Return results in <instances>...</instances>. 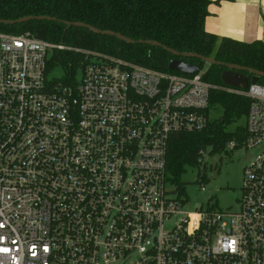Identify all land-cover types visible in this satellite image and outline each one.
<instances>
[{
  "label": "built area",
  "instance_id": "1",
  "mask_svg": "<svg viewBox=\"0 0 264 264\" xmlns=\"http://www.w3.org/2000/svg\"><path fill=\"white\" fill-rule=\"evenodd\" d=\"M80 53L73 85L47 73ZM0 31V264H264V85L212 84ZM248 97L237 211L191 209L167 169L171 136L211 121L213 89ZM209 149L197 166L211 172ZM204 176H207L205 174Z\"/></svg>",
  "mask_w": 264,
  "mask_h": 264
},
{
  "label": "trees",
  "instance_id": "2",
  "mask_svg": "<svg viewBox=\"0 0 264 264\" xmlns=\"http://www.w3.org/2000/svg\"><path fill=\"white\" fill-rule=\"evenodd\" d=\"M212 0H0V20H18L27 16H50L57 20L33 19L25 23H0V31L21 33L27 30L46 31V40L69 47L103 52L129 62L159 71L168 69L171 59L200 64L206 68L204 79L222 85L224 66L207 64L197 58L175 56L162 47L149 44H130L108 35L95 34L85 27H67L63 21L84 22L99 29L112 30L135 40H152L180 52H194L213 57L223 63L248 66L264 72V41L246 42L217 35L206 29V19ZM80 53L54 50L48 60V75L57 67L64 69L61 78L65 84L77 82ZM207 65V67L205 66ZM259 84L264 85V77ZM251 100L243 95L230 93L222 88L213 89L210 96L211 110L220 115L212 118L202 131L177 132L171 136L167 169L171 181L183 191L181 177L188 166H197L201 149L212 154H223L228 142L246 137V122L235 129L228 127L247 118ZM182 193V192H181Z\"/></svg>",
  "mask_w": 264,
  "mask_h": 264
},
{
  "label": "rangeland",
  "instance_id": "3",
  "mask_svg": "<svg viewBox=\"0 0 264 264\" xmlns=\"http://www.w3.org/2000/svg\"><path fill=\"white\" fill-rule=\"evenodd\" d=\"M207 67V65H205ZM64 75L62 67L55 68L51 77L61 78ZM78 77L81 78V72ZM219 110H211V118H217ZM245 119L228 127L235 129L238 125H244ZM259 152L258 148L250 149L240 146L229 149L222 154V168L220 175L214 178L213 173L198 166H188L181 177L184 187L181 195L185 197L191 209L213 206L216 210L237 211L240 207L244 169ZM205 174L208 175L204 176ZM169 191L179 190L177 184L168 183Z\"/></svg>",
  "mask_w": 264,
  "mask_h": 264
},
{
  "label": "water",
  "instance_id": "4",
  "mask_svg": "<svg viewBox=\"0 0 264 264\" xmlns=\"http://www.w3.org/2000/svg\"><path fill=\"white\" fill-rule=\"evenodd\" d=\"M33 19L48 20V21L57 20L56 18L50 17V16H27V17L20 18L18 20H0V23H4V24L25 23ZM63 23L67 27H70V26L85 27L91 30L92 32H94L95 34L116 37L120 39L121 41L130 43V44L143 43V44H149V45H153L157 47H162L175 56H182V57H187V58H190V57L197 58L207 64H217V65L224 66L225 69L221 73V81L223 85H226L228 87H234V88L246 90L250 84H257L259 81V78L264 77L263 71L254 69L252 67L241 66L238 64H231V63H223L221 61H217L213 57L203 56L201 54L194 53V52H180L166 45H163L162 43L157 42V41L135 40L124 34L118 33L116 31L99 29L93 25H90L84 22L63 21ZM36 37L38 39L44 40L46 38V31L42 29L37 30ZM167 67L171 71L185 73L188 75L196 73L201 69L200 64L186 63L178 58L171 59ZM220 161H221V155L219 153H216L211 157V167L212 169H214V178H217L215 176L216 174H218L217 167L218 165H220Z\"/></svg>",
  "mask_w": 264,
  "mask_h": 264
},
{
  "label": "crops",
  "instance_id": "5",
  "mask_svg": "<svg viewBox=\"0 0 264 264\" xmlns=\"http://www.w3.org/2000/svg\"><path fill=\"white\" fill-rule=\"evenodd\" d=\"M206 29L218 37L264 41V0H212Z\"/></svg>",
  "mask_w": 264,
  "mask_h": 264
},
{
  "label": "flooded vegetation",
  "instance_id": "6",
  "mask_svg": "<svg viewBox=\"0 0 264 264\" xmlns=\"http://www.w3.org/2000/svg\"><path fill=\"white\" fill-rule=\"evenodd\" d=\"M221 155V161H220V165H218L217 169H218V174H216L215 177H218L220 175V172H221V168H222V154ZM211 172L213 173V176H214V169H211Z\"/></svg>",
  "mask_w": 264,
  "mask_h": 264
}]
</instances>
